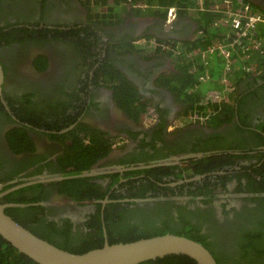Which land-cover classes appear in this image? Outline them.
<instances>
[{
	"label": "flooded vegetation",
	"instance_id": "obj_1",
	"mask_svg": "<svg viewBox=\"0 0 264 264\" xmlns=\"http://www.w3.org/2000/svg\"><path fill=\"white\" fill-rule=\"evenodd\" d=\"M237 2L264 11V0ZM166 8L146 0H0V203L18 204L5 207L18 208L10 216L58 247L86 238L103 244L107 227L137 224L187 231L217 264H264V78L240 82L235 101L197 89L174 94L169 84L184 68L157 48L143 56L135 41L195 40L202 11L184 17L178 9L167 21ZM106 72L117 80L104 81ZM118 74L147 101L139 120L115 101ZM226 106L231 119L211 125ZM148 108L152 123L143 121ZM84 124L107 133L108 152L65 174L58 160L66 145L90 141L78 131ZM85 172L77 177L101 185V198L64 192L60 182L77 177L37 182Z\"/></svg>",
	"mask_w": 264,
	"mask_h": 264
},
{
	"label": "trees",
	"instance_id": "obj_2",
	"mask_svg": "<svg viewBox=\"0 0 264 264\" xmlns=\"http://www.w3.org/2000/svg\"><path fill=\"white\" fill-rule=\"evenodd\" d=\"M146 2L150 4L160 3L162 5H165V8L173 4H176L182 8L183 7L186 8L192 5V0H146ZM236 3H237L236 5L239 6L240 3H238L237 0ZM251 10L264 13V11H261L257 8H251ZM186 13L187 11L183 9L180 15ZM196 16H198V18H195L199 27L198 31H196V33L198 34L195 40L189 41L188 43L186 42L189 45H187L186 43H181L179 45L177 43L174 46L168 47L167 45H164L161 39H157V42L159 43L160 46L157 47L156 51L157 52L160 51L162 54H166L170 56L177 66L179 65L182 67V69L184 68L183 77L179 78L178 75H174L169 84L170 91H172L176 95L181 94L182 91L185 92L184 90H190L189 92H187L188 95H190V93H194V94L199 93L194 89L196 83L198 82L197 81L198 74L195 73L196 71H192V70L194 69L195 65L198 66L200 52L206 49L210 44L211 39L214 36H216V32H214L211 23L214 19H216L217 15L211 12H204V13L197 12ZM145 38L150 39L153 37L148 35ZM197 46L198 49H195L197 48ZM262 54L263 57L260 55L257 61L261 62L264 65V51L262 52ZM250 64L252 67L255 65L252 60L250 61ZM219 71L220 72L216 73V75L219 76L225 75L227 76L228 80L231 83L235 84V91L229 94V99L230 100L233 99L234 101L237 100L240 95V93L238 92V86L240 85V82L242 83L245 81L254 80L255 78L258 80H262L264 78V70L261 73V75H259V77H256L253 76L254 72H252L251 69L247 71L249 75L247 76V78L239 77V75L233 71L226 72L225 69H221ZM106 73L110 75L109 77L105 76V78H103V80L106 81L107 83L108 81L110 82V80H114V81L117 80L115 77L112 76L113 74H109L108 72ZM249 77L252 79H248ZM118 80L119 81L117 83H114L111 86V88L115 90L114 91L115 101L126 113H128V115L133 117L135 120H139L142 112L146 107L147 101L142 100L143 97L138 93L137 89L130 82L127 81V79L124 76L118 74ZM183 111H186V108L183 109ZM230 111H233V106H226L224 109L223 116L213 117L211 121V125L217 126L230 120L232 117ZM68 121L69 124L72 123L73 121H75V117L70 118ZM78 131H83L86 135H88L90 137V141L88 145L82 146L81 140L79 139V137H77V138H73L72 143L70 145H66V148L64 149V156L58 160L60 170L65 174H76L83 172L84 170H87L89 166L93 163V161H95L97 158L101 156H104L109 149L107 133L99 129L92 128L85 124L83 128L80 127ZM70 132L71 135L73 136L76 135L75 130H72ZM60 184L64 192L69 193L74 199H91L94 197H98V198L102 197L101 185L93 182L90 177H77V178L65 179L61 181ZM17 209L18 208H5L4 210L6 213L11 215L12 211ZM17 217L18 215L15 214L14 219L18 223L22 224L24 227L27 228V226ZM28 229L31 232L32 229L38 230L35 226H32L31 228L28 227ZM168 231L172 232V230L166 228H159V227L153 228L151 226L147 228L146 227L139 228L137 224H133V227L129 230H125V229L116 230L114 224L111 225L110 227H107V233L109 235V240H108L109 243L132 241L143 237L153 236L156 234H164L167 233ZM99 233L101 234L100 231ZM174 233H178L186 236L189 235L187 231H177ZM85 240L86 242L84 244L78 245L75 248H71L69 246L66 247L65 245L59 247L66 249L68 251L81 253L88 249L99 247L102 245L101 243L102 239H100L99 241V238L96 239L94 242L89 241L88 238H86ZM170 261H176L179 264H196L194 260H192L191 258L185 255H169L163 258L146 261L140 264H160L163 262H170ZM0 264H37V263H35L25 255L18 252L14 247H12L9 243L4 241L0 237Z\"/></svg>",
	"mask_w": 264,
	"mask_h": 264
},
{
	"label": "built area",
	"instance_id": "obj_3",
	"mask_svg": "<svg viewBox=\"0 0 264 264\" xmlns=\"http://www.w3.org/2000/svg\"><path fill=\"white\" fill-rule=\"evenodd\" d=\"M236 4L235 0H192V5L186 8L176 4L166 8L167 21L177 17L178 9L188 11L192 8L195 11L217 15L211 23L216 36L211 39L208 47L200 52L198 66L195 65L192 70L198 74L195 89L205 85L207 88L202 91L220 92L226 95L234 91L235 85L227 76L216 75L219 70L232 72L236 69H244L247 72L252 69L254 72L255 69L250 61L254 62L255 67L261 63L257 60L264 47V13ZM135 43L144 52L154 51L160 46L155 39L145 37L138 38ZM257 73H260L259 69ZM155 120L153 109L148 108L143 115V121L152 123Z\"/></svg>",
	"mask_w": 264,
	"mask_h": 264
},
{
	"label": "water",
	"instance_id": "obj_4",
	"mask_svg": "<svg viewBox=\"0 0 264 264\" xmlns=\"http://www.w3.org/2000/svg\"><path fill=\"white\" fill-rule=\"evenodd\" d=\"M3 80L4 74L0 64V92ZM181 157L186 156H174L173 158L178 161ZM140 167L147 166L141 165ZM90 174L91 172L73 176L50 175L39 178L37 182L43 179L59 180ZM106 201V199L102 200V203ZM8 205L18 204L0 203V237L37 264H140L169 255H185L194 260L196 264H217L211 252L200 242L191 237L170 232L127 242L109 243L105 239L101 246L81 253L68 251L41 238L18 223L5 212L4 209Z\"/></svg>",
	"mask_w": 264,
	"mask_h": 264
},
{
	"label": "clouds",
	"instance_id": "obj_5",
	"mask_svg": "<svg viewBox=\"0 0 264 264\" xmlns=\"http://www.w3.org/2000/svg\"><path fill=\"white\" fill-rule=\"evenodd\" d=\"M174 5V4H173ZM166 10V9H165ZM139 47V46H138ZM139 50L140 51H143L140 47H139ZM263 51H264V48H263ZM150 53V52H149ZM260 55L263 57V54L262 53H259L258 57H260ZM255 71H254V75L253 76H256V77H259V75H261V73L263 72L264 70V65L262 63H260V65H258L257 67L253 66ZM258 69L260 70V73H257ZM233 72H236L239 77H244V78H247L248 73L246 72V70L244 69H236L235 71ZM250 78V77H249ZM235 85V84H234ZM195 89V88H194ZM201 89V88H200ZM200 89H197V90H200ZM202 91V90H201ZM234 91H235V87H234ZM233 91V92H234ZM231 93V92H230ZM230 93L226 94V95H229Z\"/></svg>",
	"mask_w": 264,
	"mask_h": 264
},
{
	"label": "rangeland",
	"instance_id": "obj_6",
	"mask_svg": "<svg viewBox=\"0 0 264 264\" xmlns=\"http://www.w3.org/2000/svg\"><path fill=\"white\" fill-rule=\"evenodd\" d=\"M140 54H142L143 56H146V55H149V52H142V51H140ZM200 88H201V90H202V89L207 88V86H205V85H201Z\"/></svg>",
	"mask_w": 264,
	"mask_h": 264
},
{
	"label": "crops",
	"instance_id": "obj_7",
	"mask_svg": "<svg viewBox=\"0 0 264 264\" xmlns=\"http://www.w3.org/2000/svg\"><path fill=\"white\" fill-rule=\"evenodd\" d=\"M264 48V47H263ZM142 52H144V51H142Z\"/></svg>",
	"mask_w": 264,
	"mask_h": 264
}]
</instances>
